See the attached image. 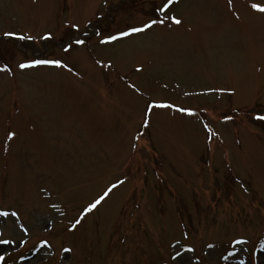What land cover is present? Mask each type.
I'll list each match as a JSON object with an SVG mask.
<instances>
[{"label": "rangeland", "instance_id": "1", "mask_svg": "<svg viewBox=\"0 0 264 264\" xmlns=\"http://www.w3.org/2000/svg\"><path fill=\"white\" fill-rule=\"evenodd\" d=\"M253 2L179 0L165 25L101 45L160 0H0V234L17 241L0 264H175L177 249L185 264H264V122L245 115L264 108ZM74 37L87 42L65 52ZM33 56L71 71L18 67ZM149 103L195 115L156 108L145 127Z\"/></svg>", "mask_w": 264, "mask_h": 264}, {"label": "snow or ice", "instance_id": "2", "mask_svg": "<svg viewBox=\"0 0 264 264\" xmlns=\"http://www.w3.org/2000/svg\"><path fill=\"white\" fill-rule=\"evenodd\" d=\"M179 0H160V3H158L154 9L156 13H158V16L156 19H151L148 21L143 22L142 26H129L127 30H119L116 34H108L107 36H101L99 43L101 45H111L116 41H120L125 37H132L135 34L138 33H145L148 30L152 29L156 25H165L166 20L163 18L168 15L170 12V9L173 7L174 4L178 3ZM228 4L230 6H233V0H228ZM250 9H252L256 13L264 14V4L261 3H250L249 4ZM236 18H240V14L236 13ZM168 21H170L171 24L174 25H181L183 21L179 18H177L175 15H170L168 16ZM91 23V21H89ZM75 28H79V25H73ZM3 35L8 36V37H15L18 40H35V37L32 35H22L19 34L15 31H7L3 33ZM87 33H85V36ZM98 35H101L98 33ZM53 38V35L51 32L47 33L46 35H43L41 39L47 41ZM85 39H81L79 37H74L72 42L68 43L67 46L65 47L64 51L69 52L73 49V45H85L86 44ZM98 64H100L102 67L104 66L102 61H97ZM41 65H49L53 67H58V68H69L68 64H66L63 60L61 59H50V58H42L40 56H33L24 59L22 62H19L18 67L20 69H32V68H37ZM110 66V65H109ZM143 69H136V71H142ZM0 71H10L9 67L7 64L4 65L3 68H0ZM69 71L71 69L69 68ZM133 88H135V85H132ZM218 91L224 92L225 89L221 88ZM231 95H235V91L231 90L230 91ZM160 108V109H170V108H175L176 111L181 112V113H186L189 116H194L195 112L190 109V108H184V107H177L173 104H168V103H149L148 106L146 107L145 111V122L144 126L147 127L149 124V118L151 113L153 112V109ZM245 115L251 119L253 122H264V108H261L257 110L256 108H252L250 111L246 110ZM225 120H232L233 116L226 115L224 117ZM204 128L207 130L208 134V140L211 141L214 136H218V133L213 132L212 128L205 123ZM16 136V133L14 131H10L8 134V139H13ZM139 139V137H137ZM124 181L121 180L119 181V184H123ZM119 184L113 183L111 184L110 187L107 188L106 191L102 195H100L98 198L94 199L93 201L89 202L84 208L81 210V213L79 217L75 220L73 224H71V229L75 230L78 225L81 224V222L84 220V218L91 212H93L95 209H97L98 205H100L114 189H116ZM9 215V212L7 211H0V216L7 217ZM12 216H16V212L11 213ZM25 232H27V229H24ZM27 241L21 240L19 243H26ZM13 243H17V241L10 240V239H3L2 234H0V244H8L11 245ZM235 243L243 245L246 244L247 241L244 239H238L235 241ZM49 242L48 240L43 241V245H48ZM211 247V245H209ZM66 253H71L72 249L66 248L64 249ZM189 251H192V249H189ZM8 253V249H0V262H4L6 259V255ZM172 261L175 262V264H185V261L183 260V257L181 255V252L177 249L175 252V255L171 257Z\"/></svg>", "mask_w": 264, "mask_h": 264}]
</instances>
